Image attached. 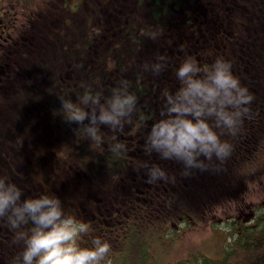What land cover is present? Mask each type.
<instances>
[{
    "label": "trees",
    "instance_id": "obj_1",
    "mask_svg": "<svg viewBox=\"0 0 264 264\" xmlns=\"http://www.w3.org/2000/svg\"><path fill=\"white\" fill-rule=\"evenodd\" d=\"M38 2L36 11H26V21L22 14L17 18L31 27L33 46L25 43L24 51L16 39L11 49L6 48L0 35V175L18 186L24 197L58 196L66 214L89 225L81 243L87 245L95 237L107 240L108 259L117 256L113 264H124L136 247L133 258L143 261L153 227L192 221L212 224L217 210L225 212L232 205L240 211L246 206L244 217L223 219L230 225L226 232L230 243L220 259L195 254L167 264H264V205L259 202L252 209L245 201L250 184L264 179V60H260L264 40H255L256 60L238 70V79L253 97L242 124L235 134L216 129L231 144V155L223 163L213 159L211 167L219 171L193 170L185 175L182 163L145 151L144 137L156 113L161 114L164 94L176 91L165 66L172 69L174 83L180 82L174 75L177 63H171L172 47L160 45L171 37L162 33L152 41V51L169 60L157 75L144 60L147 40L141 42L135 32L109 36L101 29L96 0L75 1L80 14L74 15L69 30L61 24L67 15L63 0ZM202 18L198 25L215 19L209 14ZM149 73L151 79L143 82L141 77ZM122 80H129V91L137 96L142 122L128 149L114 153L113 144L124 145L126 133L102 125V142H91L82 128L76 131L77 125L58 114L57 95L75 100L83 91L81 85L89 84L107 97ZM145 163L159 165L168 179L150 183ZM30 227L25 225L24 230ZM20 250L16 230L7 218H0V264H11Z\"/></svg>",
    "mask_w": 264,
    "mask_h": 264
},
{
    "label": "clouds",
    "instance_id": "obj_2",
    "mask_svg": "<svg viewBox=\"0 0 264 264\" xmlns=\"http://www.w3.org/2000/svg\"><path fill=\"white\" fill-rule=\"evenodd\" d=\"M165 58L151 66L155 74L164 68ZM181 86L174 93L164 94L159 118L148 129L145 151L155 152L162 160H174L184 166L185 175L213 169V159L223 163L232 146L222 140L216 129L235 134L242 124L253 97L233 75L231 64L217 58L207 69H201L193 58H185L176 71ZM75 100L57 95L58 114L69 124L83 129L88 140L102 142L101 126L120 129L136 110L137 96L122 80L104 97L89 84ZM212 121V122H210ZM125 145L116 142L112 152H123ZM150 183L166 181L168 176L157 164L142 165ZM0 218H7L16 230L21 250L11 264H104L111 245L100 237L84 245L82 238L89 225L66 214L58 196L40 194L24 197L22 190L0 175ZM31 224L28 230L25 225Z\"/></svg>",
    "mask_w": 264,
    "mask_h": 264
},
{
    "label": "flooded vegetation",
    "instance_id": "obj_3",
    "mask_svg": "<svg viewBox=\"0 0 264 264\" xmlns=\"http://www.w3.org/2000/svg\"><path fill=\"white\" fill-rule=\"evenodd\" d=\"M96 1L95 7L100 17V26L107 35L121 36L122 33L135 32L139 35L141 42L147 40V54L144 60L148 61L150 70L152 65L159 63L162 57L165 58L164 55H160L161 53L152 51V41L158 40L162 33L170 36L172 40H169L168 44L159 42L165 49L172 47L171 63L173 61L177 63L175 76L180 65L178 60L182 59V62L190 57L198 62L201 69H207L217 58L224 57V60L231 64V71L237 70V74L233 73V75L240 78L238 70L243 69V65L249 66L250 61L256 60L255 40L258 38L264 40V0ZM36 3V0H0V35L6 43V48L11 49L16 39L19 40L24 51H26L25 43L33 46L30 43L34 38H30L31 35L28 33L31 27L28 28L22 21L18 22L17 18L22 14L26 21V11H36L39 7ZM65 3L66 6H64ZM74 4L75 0H63V8L67 9V15L66 18L63 16L61 24L66 25L68 30L72 28ZM206 14L214 16L215 19H205L210 24L198 25L200 21L204 22L202 16ZM219 16L222 17L220 20H218ZM164 22L165 25H159ZM205 37L207 39H204ZM39 43L40 41L37 42ZM260 51V60H264V45L261 46ZM6 53L12 54V51L7 50ZM167 61L169 60H166V63ZM261 65L264 67V63ZM171 70L169 66H165L166 76L171 79L173 86L175 85V90H178L181 83H174ZM149 75L150 73L142 76V81L150 80ZM169 78L168 81H170ZM127 82L129 84V80ZM157 102H160L159 97ZM159 116L157 112L155 118ZM141 122L142 117L138 115L136 109L128 122L120 128L126 133L122 140L126 149L132 144L134 132L137 125L139 129Z\"/></svg>",
    "mask_w": 264,
    "mask_h": 264
},
{
    "label": "rangeland",
    "instance_id": "obj_4",
    "mask_svg": "<svg viewBox=\"0 0 264 264\" xmlns=\"http://www.w3.org/2000/svg\"><path fill=\"white\" fill-rule=\"evenodd\" d=\"M38 1L36 0L37 3ZM79 14L80 12L76 13V15ZM60 36L63 37V34ZM245 201H248L246 203L252 209L257 207L256 203L260 202L264 205V179L250 184ZM242 209L239 211L230 205L228 211L217 210L212 224L192 221V223L183 222L180 225L176 223L172 226H159L158 229L153 227L152 236H149L148 244L144 246L145 259L138 261L133 258V255L137 253L136 247L130 252L129 257H126L124 264H167L178 258L190 259L195 254H204L212 260L220 259L224 248L230 243V235L226 233L230 230V225L223 219L238 217V215L244 217L249 209L246 206ZM127 240V238L124 239L125 244ZM123 249L126 251L125 247ZM116 257L112 256L109 259L107 257L104 264H113Z\"/></svg>",
    "mask_w": 264,
    "mask_h": 264
}]
</instances>
